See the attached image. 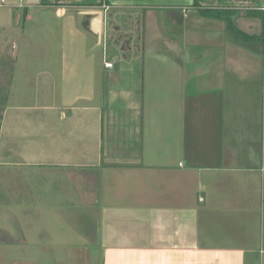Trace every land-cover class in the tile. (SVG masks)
<instances>
[{"label": "crops", "instance_id": "crops-1", "mask_svg": "<svg viewBox=\"0 0 264 264\" xmlns=\"http://www.w3.org/2000/svg\"><path fill=\"white\" fill-rule=\"evenodd\" d=\"M7 2L0 29L16 37L0 64H14L35 27L54 37L29 54L54 56L61 75L50 81L59 116L2 111L0 156L14 162L0 166L86 183L49 186L48 198L40 185L0 189L18 230L0 222V264H26L33 244L22 231L40 225L36 211L88 239L98 264H264V0ZM228 20L263 39L243 41ZM92 46L122 52L102 54L101 79ZM62 240L55 249L74 248L68 233Z\"/></svg>", "mask_w": 264, "mask_h": 264}, {"label": "rangeland", "instance_id": "rangeland-1", "mask_svg": "<svg viewBox=\"0 0 264 264\" xmlns=\"http://www.w3.org/2000/svg\"><path fill=\"white\" fill-rule=\"evenodd\" d=\"M7 3L8 2L6 0V5H8ZM238 6H242V4L239 3ZM4 12L5 10L0 9V16H3L1 13ZM240 12L246 13L247 10ZM49 25L52 28L59 27V24L54 19L49 22ZM49 35L50 37H54L52 33L43 32L42 29L37 31L35 27H27L24 34V40H26L24 44H26V47L22 51L25 55L24 53H21L19 58H14V64H0L2 70L4 67L9 70L12 66V75H0V121L3 110H7L6 113H8V115L13 112L24 113L26 114L25 116L18 114L20 115L21 120L35 122L36 120L41 119L42 114L46 115L51 112L52 108L55 110L58 106L59 97L56 95L55 89L52 88L51 90L50 87V81H55V79H58L61 75L58 61L54 58V56L51 58H40L37 57L36 54L35 56L29 54V52L33 53L37 47L40 49L41 45H43L42 43L47 45ZM15 37L16 32L12 31V29H0V47L6 42H10V40ZM110 41L112 43V39ZM106 51L107 53H105ZM93 53V60L98 66L99 79L103 77L102 54L104 60L107 59V55L110 61L113 59L112 54L122 55V52L120 53V51L118 52L113 48H108V46L107 50L104 46L103 53L101 47L94 46ZM106 73L107 75H110L111 72L108 71ZM111 88V86H108V89ZM54 112L59 116V111L57 112V109ZM3 160L7 162H14L10 161L12 160L11 157L3 159L0 156V162H4ZM14 169L19 168H17V166H12L11 168L0 166V189H2L6 184L14 185L23 183L28 187L40 185L39 190L42 191L41 195L48 198L47 196L51 194L47 192L49 190V186L61 185L64 187H71L74 184L84 186L86 183L83 175L72 174L66 170H49L46 169V167H43V171L29 167H23L19 170ZM19 173L21 176H19ZM29 194L33 195L34 193ZM0 197V222L5 220L4 223H8L9 227L14 230V233H17V227L12 224V221H10L7 217V207L4 205L2 206V201L4 202V199H2L4 198L2 192L0 193ZM34 214L37 218L42 217L40 219V225H27V227L22 231V233H26L27 231L26 234H28V242L33 244V246H28L26 250V264H98V258L94 248H90L91 251L87 255L85 253L87 249H84L83 247H88V239L71 240V235L77 232V230L73 229L72 226L60 222L56 223L57 220L49 217V214L43 213V215H41L38 211ZM52 216L57 217L60 215L53 213ZM38 226L40 227V231L43 233V236L46 233H49L48 235L52 233L51 237L54 238V240L44 241L37 239L35 233L39 231ZM66 233H68L70 239L69 243H73L74 248L70 251H58L54 247L55 245L60 246L61 243L66 242V240H62L66 237ZM45 245H50L51 248L49 250H43L42 248Z\"/></svg>", "mask_w": 264, "mask_h": 264}, {"label": "trees", "instance_id": "trees-1", "mask_svg": "<svg viewBox=\"0 0 264 264\" xmlns=\"http://www.w3.org/2000/svg\"><path fill=\"white\" fill-rule=\"evenodd\" d=\"M202 14L205 15V16H208V17H215V13L213 12H209L208 10L207 11H202ZM227 24L229 26V28L234 32V34L239 37L240 39H242L243 41H252V40H255V39H260L262 40L263 36L261 35L259 38H256V37H252V36H248L244 33H242L241 31H239L233 24V22H231L230 20L227 21ZM262 28H263V25H262Z\"/></svg>", "mask_w": 264, "mask_h": 264}, {"label": "built area", "instance_id": "built-area-1", "mask_svg": "<svg viewBox=\"0 0 264 264\" xmlns=\"http://www.w3.org/2000/svg\"><path fill=\"white\" fill-rule=\"evenodd\" d=\"M5 5H6V0H0V7H3ZM104 67L111 69L113 67V63L112 62H105Z\"/></svg>", "mask_w": 264, "mask_h": 264}]
</instances>
